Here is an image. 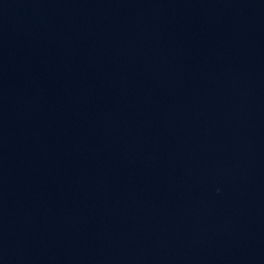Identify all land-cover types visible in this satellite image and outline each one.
Masks as SVG:
<instances>
[{
    "label": "water",
    "instance_id": "95a60500",
    "mask_svg": "<svg viewBox=\"0 0 264 264\" xmlns=\"http://www.w3.org/2000/svg\"><path fill=\"white\" fill-rule=\"evenodd\" d=\"M0 264H264V0H0Z\"/></svg>",
    "mask_w": 264,
    "mask_h": 264
}]
</instances>
